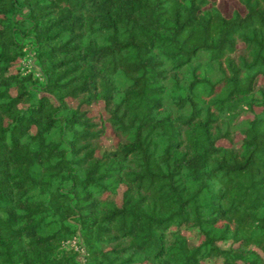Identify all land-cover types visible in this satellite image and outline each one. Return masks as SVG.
<instances>
[{
    "label": "trees",
    "instance_id": "1",
    "mask_svg": "<svg viewBox=\"0 0 264 264\" xmlns=\"http://www.w3.org/2000/svg\"><path fill=\"white\" fill-rule=\"evenodd\" d=\"M0 264H264V0H0Z\"/></svg>",
    "mask_w": 264,
    "mask_h": 264
},
{
    "label": "rangeland",
    "instance_id": "2",
    "mask_svg": "<svg viewBox=\"0 0 264 264\" xmlns=\"http://www.w3.org/2000/svg\"><path fill=\"white\" fill-rule=\"evenodd\" d=\"M232 5V3L231 2H225V4H224V6L225 7H230ZM32 60H29L28 61V63H27V67L29 68V69H31V68H33V66H32ZM94 111H95V108H94ZM110 135H108V137H105V142H104V145L105 146H108L109 145V142H110V137H109ZM189 234H190V232H189Z\"/></svg>",
    "mask_w": 264,
    "mask_h": 264
}]
</instances>
